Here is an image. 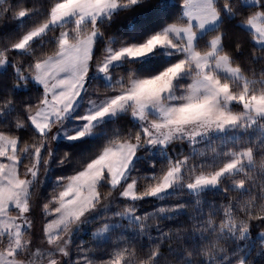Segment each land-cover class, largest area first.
<instances>
[{"label": "snow or ice", "instance_id": "6c2138e0", "mask_svg": "<svg viewBox=\"0 0 264 264\" xmlns=\"http://www.w3.org/2000/svg\"><path fill=\"white\" fill-rule=\"evenodd\" d=\"M2 2V0H0ZM182 14L162 29L150 34L139 43H123L114 46L107 43L105 50L97 53V37L104 33L95 30L98 20L111 18L112 12L120 7V0H51L47 15L41 23L27 31L17 41L9 40L6 47L0 48V99L4 105L0 113L12 116L13 128L0 126V242L7 240L8 247L0 252L6 257L8 264H17L16 258L21 249L28 244L26 236H32L35 228L31 216L33 191L40 189L43 180L41 168L48 172L50 161L54 155V144L61 134L66 139L76 140L93 132L94 122L106 114L115 115L119 110L127 108L132 117L139 121V127L129 129L123 135H112L86 162L82 163L71 175L56 176L54 187L41 204L43 216L39 222L42 240L51 248L49 264H56L68 254L71 245L73 226L93 207L99 195L102 182L108 181L113 188H121V197L125 201H136L145 197H158L172 188L175 181L183 173L187 156H168L163 161H149L153 169L143 174L145 189L138 191L135 183L129 182L130 170L138 153L145 156L153 148H159L163 156L174 137L186 134L187 141L199 145L203 136L208 135L213 145L227 144L216 133H223L228 126H235L247 117L248 127L264 121V90L256 91L242 76L235 66L233 56L224 47V33L218 29L211 36L206 46L198 44V33L207 25L217 24L223 15L214 0H178ZM136 3V0H130ZM207 9V15H199V10ZM233 15L239 27L246 26V35L252 52L264 53V0H238V4L225 8ZM30 9L14 8L12 18H22ZM195 16V19H194ZM72 18L71 26L64 21ZM59 25L57 29L56 26ZM89 25L88 31H81L82 26ZM239 32V30H238ZM51 33L54 43L34 54L31 59L22 61V52L34 40L44 42ZM157 47L170 48L175 51L174 62L165 66L155 74L137 77L134 73L114 79L112 65L122 57H139L152 52ZM51 50V52H50ZM92 72L103 74L110 82L107 95L93 98L87 93ZM191 74L186 83L184 95L177 100L169 93L173 81L182 73ZM227 73V78L219 73ZM243 80L242 91L237 95L231 91L226 81ZM40 85L42 91L36 102L23 104L17 110L18 90L28 88L31 82ZM158 85V87H153ZM87 94V95H85ZM224 97L229 103L236 101L242 106V112L222 108L216 103ZM86 99L92 105L88 112L75 117L82 125L74 128L70 134L62 125L71 113L75 104ZM174 101L165 103L164 101ZM199 109V110H196ZM149 117H153L149 122ZM199 121L195 129L186 126ZM34 131L27 138L19 136L13 129L29 127ZM216 131L213 132L212 130ZM236 143H239L237 139ZM196 147L191 152L196 151ZM215 151L216 148L214 147ZM226 149L222 160L211 171L194 172L185 185L189 192H199L207 186L218 187L223 179L241 171L245 167H254L255 153L251 144L239 150ZM70 153L63 151L57 164L65 163ZM29 164L24 163L25 159ZM197 160L199 156L192 157ZM200 167H205L204 163ZM23 169V173L21 172ZM199 204L200 201L197 200ZM187 205H161L151 212L137 213L135 207L127 203L122 211L114 215L127 219L129 226L136 228L140 236H144L146 221L153 218V223H162L160 217L171 218L175 213L185 211ZM203 206L201 207V214ZM173 229H169L171 232ZM179 231V229H175ZM111 232L108 224L102 225L92 233L90 239L99 237L103 241L104 234ZM251 232V230H249ZM167 233H161L163 239ZM264 235V233H258ZM149 241L151 233L148 232ZM63 240L62 244H57ZM86 241L77 244L78 253H87L91 248H84ZM114 248L108 259L91 260L86 255L80 256L75 264H126L129 247L132 243L127 237H119L113 241ZM158 246L153 245L152 248ZM158 254V253H157ZM242 264H243V259Z\"/></svg>", "mask_w": 264, "mask_h": 264}, {"label": "trees", "instance_id": "16d2710c", "mask_svg": "<svg viewBox=\"0 0 264 264\" xmlns=\"http://www.w3.org/2000/svg\"><path fill=\"white\" fill-rule=\"evenodd\" d=\"M232 5L238 4V0H229ZM51 0H5L0 3V48L6 47L9 40L17 41L27 31L37 26L43 21L47 15V10L50 7ZM218 7L222 8L224 0H218L215 3ZM28 8L30 11L22 18H12L11 10L14 8ZM137 11L131 16L120 20L108 21V18L98 20V24H104L105 30L111 35V40L107 43H111L114 46H118L121 42L127 43H139L142 42L150 34L162 29L167 23L172 22L178 16L182 14V9L178 0H172L168 4H164L162 0H156L155 5L149 4L147 6H138ZM122 9L112 13L113 16H119ZM223 15L219 25L216 28L206 31L204 34L198 37V44L200 46H206L207 42L218 29L224 33V47L227 50H234L237 44L240 45V51H235L234 55L237 60L244 64L245 68H251L255 71L256 77L253 79L246 78L249 81V85L252 87H259L261 84L260 77L264 76V72L261 71L264 65L261 64L259 50H256L257 58L253 59L252 50L249 43V38L246 35V27H239L236 25V18L229 14L226 10L221 9ZM107 21V23H106ZM72 20L66 21L67 26H71ZM57 29L59 25L53 26ZM239 30V32H238ZM107 37H97L96 48L94 51L97 53L103 51L107 47ZM54 43L51 33L48 34V39L44 42L34 40L30 43L29 47L31 51L26 48L22 52V61L31 59L34 54H37L40 50ZM176 53L166 55L163 50L157 49L155 53L149 58L145 59H123L122 63L112 67V72L116 74L114 79H120L122 76H127L128 73H134L137 77H145L151 74H155L162 70L168 64L174 62ZM4 70H0L3 72ZM221 75V74H220ZM89 81L97 82V85L108 88L111 86V82L106 83L105 80L98 76L96 72H92L89 75ZM223 76V75H221ZM225 77V76H224ZM190 77L182 78V84L189 82ZM22 95L17 97L16 108L19 110L20 102L23 104H32L36 102V97L42 91L41 87L36 84L35 81L31 82V86L18 90ZM87 95V94H85ZM95 98V97H93ZM86 99H83L81 105L76 113V117L82 115ZM4 105L3 99H0V108ZM13 114L6 115L0 113V126L7 128H13L14 121H12ZM29 127H21L19 129H13L19 136L27 138L32 135V131ZM139 127V122L131 116L130 111L126 109L124 112L117 114L114 118L104 120L93 127L95 135L88 137L77 142L60 141L54 144V155L51 158L48 172L45 173L43 167L41 168L40 177L43 180V184L40 189L33 191L31 199L33 201V207L31 209V216L36 223L40 217L43 216L41 204L44 199L47 198L48 193L54 187V180L56 176L71 175L79 166L95 155L96 151L109 139L112 135H123L128 132L129 129ZM221 139L225 140L227 144L213 145L212 141L208 139L201 140L199 145L189 147V142L183 138L176 140V145H169L167 152L162 156L159 148L151 149L148 156L138 153L135 161L130 170V176L135 175L137 177L138 185H144L145 179L143 174L150 173L153 169L149 165V161L156 159L157 161H163L168 156L176 157L185 154H191V149L196 147L197 149H203V155H198L199 158L195 160V164L192 167L185 169V176L192 175L194 172L199 171H211L212 168L219 164L222 160V153L228 148L233 150H239L243 146L249 144H255L257 147L264 146V127L260 126V122L256 123L252 127L245 125V130L239 133L235 129L226 131L223 135H217ZM217 136H213L216 139ZM239 139V143H236ZM28 143L31 144L32 140L27 138ZM182 142V143H181ZM215 147L216 151L210 150V147ZM67 151L71 155L68 160L63 164H57L59 155ZM197 155L193 154V157ZM24 163L29 164V160L26 158ZM204 163L205 167L201 168L200 164ZM23 169L21 172L23 173ZM249 171L248 167L244 168L243 172H239V175H245ZM220 193L218 188H212L200 191L198 193L189 192L185 187L175 188L170 194L159 199H147L142 198L136 201H125L124 198L118 197L117 201L112 205V212L110 214H104L102 216L95 213L85 215L86 219L82 218L73 227L71 233V251L73 253V264L80 256L86 255L91 260L108 259L109 254L114 248L113 241L119 242V237H127L132 243L135 244L137 251H144L148 247L155 246H168L172 252L178 251H193L196 248L195 244H192L193 240L200 241L207 249H218L221 245L225 244V241H230L227 246L229 255L242 258L243 261L254 260L256 264H260L262 256L258 253L264 249V243L258 238V231L245 232L240 235V225H236L235 232H228L227 227L220 229L219 224L221 218L227 223L231 220V209L225 211L227 206L221 204ZM197 200L200 203H197ZM129 203L136 208L137 213L151 212L153 209L160 207L161 205H171L178 202L191 203L194 209V213H190L191 219H188L186 212L181 211L175 213L171 218L160 217L162 223H153V218L149 217L145 222L146 226L150 225V228L146 227L144 236L138 234L136 228L130 227L127 219L116 217V221H119L117 225L111 228L110 234L107 233L108 239H90L92 231L95 227L101 226L107 221H112L114 214L121 211V206ZM203 206V213L201 214V207ZM250 211H260L258 204L248 206ZM38 218V219H37ZM91 218V219H89ZM82 221V222H81ZM231 226V225H229ZM179 229V231H171L169 229ZM151 233V241H149L148 232ZM167 233V235L161 239L160 234ZM192 234L195 237L188 239ZM106 240V241H105ZM86 241L83 245L84 248H91L87 253H78L76 245ZM62 243V241H61ZM133 248L132 245H127ZM1 249V248H0ZM186 259H188L186 257ZM192 259H195L193 257ZM221 259L222 264H228V261L223 260L222 255L214 256L213 260ZM83 264V262H82Z\"/></svg>", "mask_w": 264, "mask_h": 264}, {"label": "clouds", "instance_id": "9594fccd", "mask_svg": "<svg viewBox=\"0 0 264 264\" xmlns=\"http://www.w3.org/2000/svg\"><path fill=\"white\" fill-rule=\"evenodd\" d=\"M156 0H136V3H130V0H120V7L123 11L119 16H113L111 14V18L108 21L120 20L127 18L135 13V11L139 10L138 6H147L149 4L155 5ZM229 6H234L229 3V0H224L223 7L220 9L228 8ZM117 8V9H118ZM116 10V9H115ZM107 23V21H106ZM90 28L89 25H84L81 28V31H88ZM95 30L98 32L104 33V38L111 37L105 30L104 24H96ZM236 47L240 48V45L237 44ZM231 54L232 50H227ZM51 52V50H50ZM253 59L257 58L256 52H252ZM261 64L264 65V53L260 54ZM233 60L235 62V66L240 69L242 76L244 78L253 79L256 77V73L251 68H245L244 64L233 56ZM264 72V68L261 69ZM261 84L259 87H251L256 91L264 90V76L260 77ZM241 80L233 79L226 81L229 83L231 91L235 94H239L242 91L241 88ZM186 91V83L180 86L179 94H175L173 96L179 100ZM90 97H99L103 98L107 95V88L100 85H90L87 93ZM165 103H169V101L165 100ZM218 105L222 108H230L232 111L242 112L243 108L236 101H232L229 103L224 97H221L216 101ZM199 110V109H196ZM153 117H149V122ZM247 123V117L237 123L235 126H228L224 131H231L233 129L236 130L237 133L245 130V124ZM200 124L199 121L189 124L186 126V129H195ZM260 126L264 127V121L260 122ZM213 132L216 130L213 129ZM209 133L208 135H210ZM183 137L184 140H187L186 134H179ZM207 135V136H208ZM176 138L174 137L172 146L176 145ZM182 143V142H181ZM189 147L191 144L189 143ZM210 147V150L215 152L214 147ZM246 147V146H243ZM241 147V148H243ZM251 147L255 153L254 157V167L250 168L249 171L245 175L233 174L227 175L221 184L218 186V190L220 193V199L218 200L221 204L227 206L225 211L231 209L232 219L227 223L221 218L219 228L223 229L227 227L228 232H235L236 225L239 224V233L243 235L245 232L258 231L259 233H264V146L257 147L255 144H252ZM230 151L232 149H229ZM203 149H196L195 152H191V154H185L184 156L189 157L185 164V168L180 177L175 181L172 187L181 186L185 187L187 183H189L191 175L185 176V169L192 167L195 164V160L192 158L193 154L195 155H203ZM244 169H241L243 172ZM129 182L135 183L138 191H143L146 185H138L137 177L132 175L129 177ZM118 197H121V188H113L108 181H104L101 183L99 188V195L96 199L93 207L87 212L89 215L95 213L97 215L106 214L108 212H112L111 205H113ZM127 203L125 202L124 206ZM174 205H187V208L184 212L187 213L188 219H191L190 213H194L193 206L191 203L186 202H178L173 203ZM258 204L260 207V211H250L248 206ZM123 206H121L122 211ZM117 213V212H116ZM85 219V215L83 216ZM116 217L114 216L112 223H116ZM82 222V221H81ZM110 227L111 225L108 224ZM231 225V226H229ZM101 226H97L94 228L93 232H96ZM74 229V227H73ZM172 231H175L173 229ZM195 237L192 234L188 239ZM108 237L106 238V240ZM105 240V241H106ZM62 243L64 242L61 240ZM61 243V244H62ZM192 244L196 245L195 250L193 251H178L172 252L169 250L168 246H158L156 248L148 247L144 251H137L135 247L129 249V253L127 255L126 264H222L221 259L213 260L214 256H221L223 260L228 261V264H242V260L239 257H234L229 255V251L227 246L230 244V241L226 240L224 245H221L218 249H207L200 241L193 240ZM158 253V254H157ZM259 255L262 256L260 264H264V249L261 250ZM186 257L188 259H186ZM195 257V259H192ZM26 264V262H25ZM56 264H60V261L57 260ZM243 264H256L254 260H249L247 262L243 261Z\"/></svg>", "mask_w": 264, "mask_h": 264}, {"label": "rangeland", "instance_id": "374dc122", "mask_svg": "<svg viewBox=\"0 0 264 264\" xmlns=\"http://www.w3.org/2000/svg\"><path fill=\"white\" fill-rule=\"evenodd\" d=\"M5 1V0H2V2ZM172 0H162V2L164 4H168L170 3ZM0 2V3H2ZM75 0H68V3H74ZM92 2H96V3H99L100 0H92ZM214 2H218V0H214ZM118 9L114 10L112 13L118 11ZM207 9H201L199 10V15L201 16H204V15H207ZM106 18V17H104ZM103 19V18H102ZM194 19H195V16H194ZM72 20V18H66L64 23L66 21H70ZM221 20V18H220ZM220 20L217 24L215 23H212V24H209L206 26V28L204 30H202L200 33H198V37L202 34H204L206 31L210 30V29H213V28H216L219 23H220ZM246 27V26H244ZM157 49H160V50H163L164 53L166 55H171L172 53H175L174 50L170 49V48H165V47H157L155 48L152 52L146 54V55H142V56H139V57H133V58H129V57H122L119 61L117 62H114L112 67L114 66H117L119 64L122 63L123 59H145V58H149L150 56H152L155 51ZM25 50V49H24ZM20 51H23V50H20ZM0 70H4L3 67H0ZM219 74L225 76L227 78V73L225 72H220ZM98 76H101L106 83L110 82L106 77L103 76V74H100V73H97ZM191 74L188 73V72H184L182 74H180L174 81H173V87H172V90L171 92L169 93L170 96H173L175 94H179V91H180V86L183 85L182 82H181V79L182 78H188L190 77ZM249 82V81H248ZM241 85L243 83V80L240 81ZM250 87H252L251 85H249ZM153 87H158V85H153ZM83 99L80 100L79 103L75 104L74 107H73V110L71 111V113L65 118L64 122H63V129L64 131H67V130H73L74 128H78L82 125V121H79V120H76L75 117H76V113L81 105V102H82ZM174 101L170 100L169 103H173ZM92 109V105L88 104L87 101L85 103V108H84V111L82 114L88 112L89 110ZM127 108L125 109H122V110H119L115 115H112V114H106L103 118H98V120L96 122H94V125L93 127L104 121V120H107V119H110V118H114L117 114L119 113H122L126 110ZM80 116V115H79ZM136 119V118H135ZM137 120V119H136ZM138 121V120H137ZM139 122V121H138ZM247 124V123H246ZM245 124V125H246ZM226 131H224L223 133H216L214 134L213 136H217V135H223ZM70 134V133H69ZM95 135L94 132L90 133V134H86L84 137L82 138H79V139H76V140H69V139H66L65 136L63 134L59 135L57 137V140L56 142H60V141H68V142H77L79 140H82V139H85V138H88V137H93ZM180 138H183L182 136H180ZM209 137L207 135L203 136L202 140L204 139H208ZM55 142V143H56ZM156 149V148H153V150ZM137 157V156H136ZM136 157L134 158V161L136 159ZM133 161V162H134ZM241 171H238L236 173H233V174H237ZM233 174H230V175H233ZM178 187H181V186H175V187H172L171 189H169L167 192L163 193L162 195L158 196V197H145L147 199H159V198H163L165 196H167L168 194H170L175 188H178ZM212 188H218V187H213V186H207V187H204L202 188L200 191H203V190H207V189H212ZM199 191V192H200ZM193 193H198V192H193ZM113 206L111 205V208ZM87 214V213H86ZM85 214V215H86ZM107 215L110 214V212L106 213ZM104 214H101L100 216H102ZM83 218V217H82ZM81 218V219H82ZM38 219V218H37ZM84 219V218H83ZM91 219V218H89ZM40 217L38 219V221L35 223V228L33 229L31 235L32 236H26L25 239L28 241V244L25 245V247H23L21 249V255L18 256L16 258L17 260V264H49V261L51 259V248L49 245L46 244V242H44L42 240V237H41V234L39 232V222H40ZM119 223V221H117L116 223H112V221H107L105 222L104 224H110L111 225V228L114 227L115 225H117ZM102 224V225H104ZM101 225V226H102ZM93 232V231H92ZM92 235V234H91ZM107 237V233L104 234V237L103 239H105ZM258 238L260 239V241L262 243H264V235H258ZM96 239H99V237H96ZM57 244H61V241H58ZM8 247V243H7V240H4L3 242H0V252H3L4 249H6ZM52 255H56L55 253H51ZM73 253L71 251V248H69L68 250V254L66 256H63L61 258V261H60V264H73ZM0 264H8V260L6 257H3V256H0Z\"/></svg>", "mask_w": 264, "mask_h": 264}, {"label": "crops", "instance_id": "0c3cea01", "mask_svg": "<svg viewBox=\"0 0 264 264\" xmlns=\"http://www.w3.org/2000/svg\"><path fill=\"white\" fill-rule=\"evenodd\" d=\"M90 77V76H89ZM38 85V84H37ZM40 86V85H39ZM65 132H67V133H70L71 132V130L69 131V130H67V131H65Z\"/></svg>", "mask_w": 264, "mask_h": 264}]
</instances>
